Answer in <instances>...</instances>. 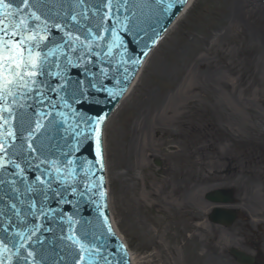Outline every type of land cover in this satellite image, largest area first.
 <instances>
[{"label": "bare ground", "instance_id": "1", "mask_svg": "<svg viewBox=\"0 0 264 264\" xmlns=\"http://www.w3.org/2000/svg\"><path fill=\"white\" fill-rule=\"evenodd\" d=\"M194 2L187 1L161 40L169 38ZM222 2L218 30L197 42L184 59L181 54L187 49L176 46L174 57L169 58L177 59L176 66H164L165 73L175 74L178 87L156 91L147 86L140 97H133L155 49L114 112L123 107L134 112V124L124 127L123 137L115 143L116 169L124 171L115 174L118 200L133 226L138 218L132 169L139 168L152 147L159 146L154 136L168 143L170 127L178 130L172 142L186 139L181 151L176 148L180 152L175 154L174 166L166 169L159 186H144V198L157 213L172 214L176 225L193 233L191 239L200 252L193 254L195 264H230L225 250L250 243L254 227L264 225V0ZM232 179L230 186L238 192L235 203L206 199ZM215 208L237 210L241 216L231 231L220 234L219 242L209 235L216 225L206 220ZM142 235L146 241L142 256H131V264H167L170 259L161 251L159 235L150 231ZM257 236L261 248L264 238L261 242ZM168 251L173 252L171 247Z\"/></svg>", "mask_w": 264, "mask_h": 264}, {"label": "water", "instance_id": "2", "mask_svg": "<svg viewBox=\"0 0 264 264\" xmlns=\"http://www.w3.org/2000/svg\"><path fill=\"white\" fill-rule=\"evenodd\" d=\"M137 1L139 2V6L136 8L129 5L131 3L130 0H111L110 5L109 0H83L82 3L81 0L31 1L27 12L35 9L38 4L43 5L44 9L38 15L48 22V28L50 29V39L47 42L48 47L54 49L56 45H60V43L62 46V49L56 52L55 57H48L51 69L47 70V76L52 78L53 81L51 82L53 84L54 81L56 83L54 85L56 87V90L53 93L54 98H61L67 94L69 96L70 94H78L76 98L77 101L73 104H77V109L83 110L84 114L94 115L96 118L101 111H94L98 109L100 110L101 104H105L107 107L110 106L113 95L119 93L123 87L126 86L127 80L131 77V72H133L131 61L134 59L137 60L141 57L142 52L146 51L150 47L154 39L168 25L182 5L178 2V0ZM169 5L172 6L169 7ZM20 6L23 8L22 4ZM102 6H111V9L114 11L110 13L108 12V8L103 9ZM100 11L103 13L101 16ZM79 13H83V15H77ZM74 15L77 16L79 23L71 19ZM85 16L87 19H85ZM137 16L141 17V19L138 20ZM97 17H101V19H98L100 21L97 20ZM131 17H134V19L137 20L134 23L128 22V18ZM67 22V32H71L73 36L80 37V40L75 41V43L70 41L68 37L65 36ZM95 23L99 25H96ZM122 23L127 25L131 36L129 40L131 39L132 43L135 42L137 47H131L129 45L127 47L129 48L128 55L123 58L122 61H119L117 66L110 67L109 65L107 66L104 61H101L103 59L99 60L97 56L101 54L103 55L104 51H107L109 48L108 46L112 40H109L106 37L107 33L111 32L110 30L113 29V27H115L119 32V28H121ZM56 24L61 25V28L57 29L56 27H53V25ZM132 27H134V29H132ZM95 28L96 31L94 32L93 29ZM89 29H91V33L88 31ZM93 32L94 34H97L93 39H91V34ZM97 37L100 38L98 39ZM89 44L91 45V50H89ZM73 48L76 50L73 51ZM43 51L45 52L47 49H43ZM87 51H90V56L86 58V60L84 59L80 61L81 71L80 74H77L76 70H78L79 67L75 66V62L80 60V58ZM59 54H62V57L60 56L58 58L57 56ZM123 56L124 55H122V57ZM98 66L101 67L97 68ZM97 69H100V71ZM109 70H112V72H109ZM75 75H77L79 77L78 80H80L78 85L73 84L69 89H67V93H61L62 84L66 81L68 82ZM40 79L42 80V75L40 76ZM62 79H64L63 82H61ZM50 94L52 93L48 91L46 93L40 91L39 95L35 93L36 101L32 99L30 102H33L34 106L31 104L32 106L30 105L29 107L23 104L24 109L19 108V102L12 104L10 98H5L4 100H0V102L3 101L6 108L11 107L12 110H18V113H22V115L19 114L16 116V119L22 121L21 116L23 115L26 116L31 114L36 117L39 107L43 108V106H40L39 103H42V99L46 101L49 100L47 97H50ZM92 100H95L98 103L97 105H94V107H92L91 104ZM94 116H91L90 119L87 120L86 133L82 128H80L77 129L76 133L71 136L69 141L72 145H70L69 148L74 147L67 151V154H69L72 149H75V146L77 147L76 143L85 138L82 143V148L84 149L83 152L85 154L84 159L91 164L94 153L93 141H91V137L93 135L92 120ZM96 118H94L95 121ZM90 123L91 128L89 127ZM66 126L67 125H64L62 127L64 128ZM84 154L80 153L79 156ZM5 158L6 160L10 159L15 163H18L24 170L22 175L28 173L30 178L24 179L21 175H16V173L20 170L14 168V172L12 173L16 175V180L12 181L11 188L13 190V188L17 187V184H20V186H18L20 192L19 196L17 195V197L14 195L16 196L14 198L12 195L7 194L8 192H4L2 196H0V234L4 237L13 236L18 243L20 242V238L14 235L15 231H23L25 234H31V241H26L29 248L34 245L36 246L35 250H33L34 256L30 259L31 264H42L45 259H47V261L50 259V264H79V257L70 258V260H68L69 255L67 254L70 253V241L64 239V237L72 233H75L78 236H84L83 239L90 240L91 238H94L96 244H93L90 247L93 250H98L99 252H104L109 255V252H105V249L109 248V246H107L104 238L99 236V231H104L105 229L104 226L101 225L102 221L100 217L102 215L100 214L99 218L96 219L98 211L102 208V200L100 199L101 193L99 192L100 183L97 175H91V177L88 178L89 176L84 174L82 178L84 181H81L82 185L77 188L80 189L83 187L82 189L85 188L87 190L80 194L78 189H76L78 191L74 189L73 192H70L71 197L68 195L70 202L67 201V194L63 196L64 202L62 203L63 205L60 210L56 205V196L50 193L55 185L51 183L52 189H49V187L44 184L46 183L45 181L44 183H41L40 180H35L36 177L33 174L37 172V169L40 168L41 164H44V168L43 172H40L39 175L43 176L45 172H50V169H48V171H44L47 166L46 158H42L34 148L31 152H27L24 156H15L10 152L9 157ZM27 158L31 161L34 159L38 161V163L35 162L33 164L36 167L34 170L35 172L33 173L28 172V168L23 165V161L28 162L26 161ZM72 158L75 159L77 156L74 155ZM82 158L83 156L80 157V159ZM82 162L84 163V161ZM154 164L157 167L160 166V162L158 161H155ZM8 166H14V164H9ZM58 168L59 167L55 166L54 170L57 171ZM6 172L0 170V180H3L4 182V177L6 176L4 174ZM45 178L48 184L50 182H55L51 180L49 176ZM30 188L33 189V191H29ZM31 197H34V200H32ZM207 198L213 202L229 203L233 201L230 191L214 192L209 194ZM12 205H15V208H13ZM21 213L25 215L23 219L20 218ZM77 214L83 215V217H81L82 221L76 222V218L78 217ZM210 219L213 222L229 226L234 221L235 215L230 210L217 209L213 211V215ZM9 225H11L9 231H5ZM43 228H45L46 231L43 232V235L41 236L40 231ZM74 228H76V231L73 230ZM105 233L106 236L109 237L108 232ZM5 240H7L5 242H10V239L8 238ZM109 249L115 252V249L112 247ZM118 252L119 251H116L115 253L118 255ZM15 253L16 251L12 250L9 256H13ZM230 253L234 255L240 263L253 264L254 262L252 258L238 251L231 250ZM98 254L92 253V258L90 259L92 264H104L103 258L98 257ZM109 256L113 257L112 253H110ZM89 258L90 257L87 255L85 256L84 264H89ZM118 263L123 264V261L119 260Z\"/></svg>", "mask_w": 264, "mask_h": 264}, {"label": "rangeland", "instance_id": "3", "mask_svg": "<svg viewBox=\"0 0 264 264\" xmlns=\"http://www.w3.org/2000/svg\"><path fill=\"white\" fill-rule=\"evenodd\" d=\"M222 6V0H195L183 19L176 25L169 38L160 42V46L156 48V51L152 55V59L149 61V65L145 68L141 76L140 83L133 97L136 99L140 97V94L147 86H152L156 91H160L161 89L173 90L178 87L175 74L173 73V75H170V73H165L164 66H176L177 59L173 58L169 61L170 57H174L173 52L176 46L182 45L187 49V52L181 54V57L184 59L194 50L197 42L218 30V19ZM147 108L149 107L146 106L145 110H147ZM133 116L134 112L131 109L123 107L113 114L109 124H107L104 129L105 155L107 159L106 168L110 188L109 207L114 221L132 252L139 258L142 256V249L146 242L141 236L143 237L142 234L145 231H150L153 235L156 233L159 235L157 241L161 244V251L170 259L167 264H195L193 254L194 252H198V249L191 239L193 233L186 230L182 225H176L175 217H173L172 214L157 213V210L152 207L151 202L144 198V186L152 185L158 187L165 178L166 169L168 170L169 167L174 166L176 161L175 154L183 149L181 147H184L186 139H184L183 142L176 139H174L176 141H171L173 134H178V130L175 127H170V134L166 137L168 141L167 144H163L164 138L162 139L159 135L156 137L154 136L159 146L152 147V150L144 156L140 167H134L131 171L133 181L135 182L133 188L136 191L135 195L132 196L138 218L136 226H133L120 205L118 200V196H120L118 190L119 184L115 179V174L124 171L116 169L118 158L115 143L118 139L123 137V128L134 124ZM178 142L181 146L180 144H176ZM176 148L180 149V151H177ZM228 154L232 155V152ZM155 159L160 160L161 168H156L153 165ZM233 180L234 179L227 181V187L223 189L232 190L234 198L233 203H235L237 200L236 198H238V192L230 186ZM234 211L237 213V217L230 228L227 229L221 226H214L213 232L209 233V235H213L216 238L215 242H219L221 233L231 231L233 226L240 221L241 216L239 212L237 210ZM169 215L172 216L169 217ZM208 216L206 217L207 221H209ZM262 220H264V218ZM141 226L143 227L142 230H140ZM259 234V239L262 242L264 238V225L261 227H254L253 232L249 234L250 243L243 244L240 249L237 247L227 248L224 252L226 260L229 261L230 264H238L229 253L230 249H236L254 256L255 264H264V244L262 242L260 248V244L257 242V235ZM200 239H202V236H200ZM170 247L173 252L169 254L168 250Z\"/></svg>", "mask_w": 264, "mask_h": 264}, {"label": "snow or ice", "instance_id": "4", "mask_svg": "<svg viewBox=\"0 0 264 264\" xmlns=\"http://www.w3.org/2000/svg\"><path fill=\"white\" fill-rule=\"evenodd\" d=\"M82 2L83 0H81ZM178 2L183 4L186 0H178ZM110 3L111 0H109V5ZM21 4L23 8H21ZM171 6L169 5V7ZM28 7L29 0H20V4L15 6L7 3L6 0H0V100L11 98L12 104L17 103L18 95L23 96L36 91L35 86L38 83V77L45 74V65L48 62V57H55L56 52L62 49L61 45H56L54 49H48V52L44 53L43 49L47 47V42L50 39L48 22L34 11L25 14ZM77 15H83V13ZM71 19L79 23L77 16L74 15ZM85 19H87L86 16ZM53 27L60 29L61 25L56 24ZM88 31L91 33V29ZM65 36L73 43L80 40L79 36H73L71 32H65ZM97 38L99 39L100 37ZM88 47L91 50L90 44ZM72 50L75 51L76 49L73 48ZM20 107H23V105H20ZM3 112H7L8 117H12L13 110L11 107L0 106V121L6 124L8 121L2 114ZM2 126L0 124V127ZM44 127L39 121L36 122V131ZM7 136L14 139L15 133L9 130ZM28 138H35L32 132H29ZM10 147H13L12 143H8L6 147V142L0 141V153L5 154L0 155V170L5 169L9 164H15V167L20 170L16 175L22 176L24 170L20 165L5 158ZM57 171L59 170L57 169ZM37 179L39 180V177ZM0 183H4V181H0ZM41 183H44V181H41ZM29 191H33V189L30 188ZM12 207L15 208V205H12ZM14 235L20 238L17 250V255H19V249L25 248V241H31V234L16 232ZM64 239L70 241L72 246L78 247L81 253L79 264H83L86 255L88 257L91 256L93 249L84 243L80 236L72 233L64 237ZM0 247L4 251L8 250L3 240H0ZM27 255L33 257L34 253L28 251ZM0 264H4L3 260H0ZM89 264H91L90 259Z\"/></svg>", "mask_w": 264, "mask_h": 264}]
</instances>
